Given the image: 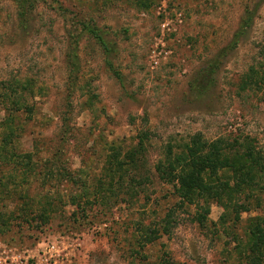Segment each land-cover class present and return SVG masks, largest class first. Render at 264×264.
Returning a JSON list of instances; mask_svg holds the SVG:
<instances>
[{
    "label": "rangeland",
    "instance_id": "374dc122",
    "mask_svg": "<svg viewBox=\"0 0 264 264\" xmlns=\"http://www.w3.org/2000/svg\"><path fill=\"white\" fill-rule=\"evenodd\" d=\"M0 264H264V0H0Z\"/></svg>",
    "mask_w": 264,
    "mask_h": 264
},
{
    "label": "trees",
    "instance_id": "16d2710c",
    "mask_svg": "<svg viewBox=\"0 0 264 264\" xmlns=\"http://www.w3.org/2000/svg\"><path fill=\"white\" fill-rule=\"evenodd\" d=\"M249 23H251V19H248ZM249 23L247 24L248 26ZM83 31H87V33L97 42V44L102 48L105 55L109 53L106 44L104 43L101 35L95 29H91L87 26H83ZM241 34V33H240ZM241 36V35H240ZM236 36L235 39H237ZM237 42V40H236ZM225 56V52H222L217 55V57L213 60L212 65L209 66V70L205 71L206 76H210L215 70L217 66L220 64L221 59ZM16 105V104H15ZM194 147V150H191ZM192 148L189 150V154L186 157H177L173 163L170 162L168 167V173L166 174L164 181L173 183L175 192L178 197L182 201H186L191 204L196 199H214L223 210H227V204L224 202L225 198L231 192H223L222 186H218L220 192L215 190V187L207 184L206 178L213 177L216 173V166L213 164L214 157L217 155V148H214L213 145H199V142L194 141ZM206 148H208L207 152H205ZM217 152V153H216ZM116 162V160H115ZM119 165H124V163H119ZM239 171V170H238ZM234 171V173L239 174L240 172ZM66 175V174H65ZM66 177L69 179L68 181H73L70 179L68 175ZM247 177V175L245 176ZM242 180V178H241ZM239 185H245V183H241ZM225 188L230 190V186L225 184ZM234 212V218L238 220V215L247 211L243 205H240L238 210L235 208L232 209ZM204 217L202 214L196 217V221L198 223L203 222ZM168 226V222H165L163 226V230L166 231ZM258 229V227H256ZM150 234H154V232H150ZM257 261L261 260V257L258 256Z\"/></svg>",
    "mask_w": 264,
    "mask_h": 264
},
{
    "label": "built area",
    "instance_id": "2783aa9c",
    "mask_svg": "<svg viewBox=\"0 0 264 264\" xmlns=\"http://www.w3.org/2000/svg\"><path fill=\"white\" fill-rule=\"evenodd\" d=\"M55 247L54 246H51L50 249L46 248V252L44 253V255H47L49 254L50 256L53 255L52 252L54 253L55 252Z\"/></svg>",
    "mask_w": 264,
    "mask_h": 264
}]
</instances>
